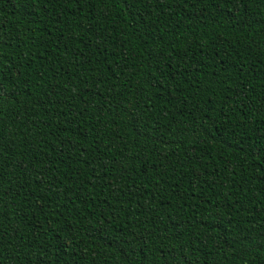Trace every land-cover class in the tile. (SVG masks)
<instances>
[{"label":"trees","instance_id":"trees-1","mask_svg":"<svg viewBox=\"0 0 264 264\" xmlns=\"http://www.w3.org/2000/svg\"><path fill=\"white\" fill-rule=\"evenodd\" d=\"M0 264H264V0H0Z\"/></svg>","mask_w":264,"mask_h":264}]
</instances>
